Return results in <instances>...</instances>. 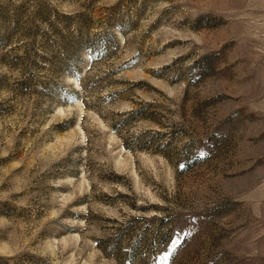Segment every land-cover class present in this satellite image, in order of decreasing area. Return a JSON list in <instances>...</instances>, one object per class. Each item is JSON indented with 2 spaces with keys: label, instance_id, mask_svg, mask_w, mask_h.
<instances>
[{
  "label": "rangeland",
  "instance_id": "obj_1",
  "mask_svg": "<svg viewBox=\"0 0 264 264\" xmlns=\"http://www.w3.org/2000/svg\"><path fill=\"white\" fill-rule=\"evenodd\" d=\"M0 264H264V0H0Z\"/></svg>",
  "mask_w": 264,
  "mask_h": 264
}]
</instances>
